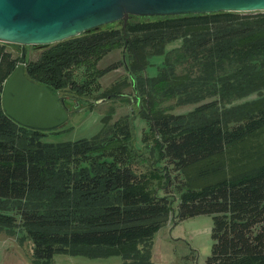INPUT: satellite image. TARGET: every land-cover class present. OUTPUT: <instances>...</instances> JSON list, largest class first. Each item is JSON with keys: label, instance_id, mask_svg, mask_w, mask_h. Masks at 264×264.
Listing matches in <instances>:
<instances>
[{"label": "trees", "instance_id": "1", "mask_svg": "<svg viewBox=\"0 0 264 264\" xmlns=\"http://www.w3.org/2000/svg\"><path fill=\"white\" fill-rule=\"evenodd\" d=\"M140 16L130 15L120 28L107 29L111 22L49 43L51 47L41 58L25 64L26 75L56 93L67 80L76 82L71 76L73 66L101 57L116 41L124 40L134 59L135 89L146 86L144 93L150 98L145 104L144 97L136 95L142 103L139 112L146 108L160 143V159L181 172L222 155L264 127L262 101H256L261 107L252 106L248 112L251 102L232 104L264 90V13L220 11L142 16L148 19L131 21ZM154 32H177L169 40L182 38V43L170 51L165 43L148 50L151 40L143 33ZM131 34H142L144 39H131ZM155 55H165V59L149 75V57ZM18 64L6 42L0 41V228L24 226L34 243V257L40 261L67 253L89 258L120 255L125 264H153L152 239L175 209L169 188L162 186L163 193L151 190L145 175L137 173L131 163L101 161L94 167L89 159L83 165L84 158L111 139H130L134 145L133 121H118L93 138L45 141L43 136L58 128H29L4 110L3 86ZM180 65L185 67L179 70ZM94 81L93 77L78 85L89 87ZM162 94L200 104L187 113L155 111L151 99ZM62 97L67 103L70 98L74 104L78 100ZM239 109L245 113L227 119L226 113ZM21 135L24 140H19ZM111 193L117 195L114 201H99ZM47 194L61 204L51 212L35 208V199ZM76 198L89 200L82 204L83 211H71ZM200 214H209L213 220V243L206 264H264V163L233 178L187 187L172 216L180 221ZM144 242L149 244L147 251L135 248Z\"/></svg>", "mask_w": 264, "mask_h": 264}, {"label": "rangeland", "instance_id": "2", "mask_svg": "<svg viewBox=\"0 0 264 264\" xmlns=\"http://www.w3.org/2000/svg\"><path fill=\"white\" fill-rule=\"evenodd\" d=\"M240 13L242 15H258L259 13H264V11H243ZM146 19L148 17L140 16L135 17L131 21L139 22ZM122 21H116L107 25V29L120 28ZM261 27H263L262 24ZM143 34L147 36V39L150 38L151 40L147 44L148 50H152L154 46L165 43L166 51H170L182 43V38L169 40L175 37L177 32H154L153 35L150 33ZM129 38L142 40L144 36L142 34H131ZM51 45L49 44L44 47L42 45L27 46L29 60L41 58ZM6 46L20 62L23 45L6 42ZM127 47L124 40H118L114 47L101 57L90 59L76 68L73 66L71 76L76 82L67 80L65 86L58 89L56 93L60 96H74L78 100L74 104V100L70 98V116L68 121L59 127L57 131L45 134L43 140L62 142L80 138H93L103 128L114 127L115 124L119 123L118 121L122 124L127 118L129 121L132 120L134 126L132 140L134 145H131L130 139H111L106 144H100L102 146L99 150L90 153L89 158H84L83 165H86L89 159L93 161L94 167L101 161L115 164L131 163L137 173L145 175L146 184L151 190H159L160 193H163L162 190L164 188L162 189V186L169 188L170 198L174 199L175 209H172L168 223H170V226H173L179 222L171 228L172 235L176 233L180 234L181 237L178 239L179 241L175 249L179 254V264H206V258L211 252L210 246L212 247L211 243H213L211 241L212 237H210V230L213 224L212 216L200 214L175 221L172 216L173 212L174 210L177 211V204L187 187H199L222 178H233L239 174L249 172L264 163V127L228 147L222 155L208 162L193 165L182 172L175 170L172 165L166 166V161L160 159V143L149 125L146 117V108L143 107L144 111L142 113L139 112L142 103H138L136 95H142L145 99V104H147V98L149 97L144 93V91H147L146 86L143 89L139 87L140 90L135 89L138 78L133 70V56H131L130 49ZM164 57L165 55L149 57V63L151 64L147 67L149 75L156 73L157 65H162ZM110 66H114V68L103 73V70ZM182 66L185 67L184 65ZM182 66H178V69H183ZM93 77L95 81L89 87L78 85L93 79ZM108 94H112V96L108 97ZM168 97V94H162L157 100L152 97L154 110L180 114L187 113L200 104L195 102L185 103L178 96ZM256 101H262L264 104V90L235 99L232 104L251 102L246 107V112H248L261 107V104L259 102L256 103ZM145 104L143 103L144 106ZM228 113H226V117L229 120L230 117H240L239 115L244 114L245 111L241 112V109H239L238 112L237 110L233 112V110H230ZM21 139L24 140L22 135L19 137V140ZM115 198H117L116 193H111L101 197L99 201L107 202L109 199L114 201ZM88 201L87 198L74 199L73 203H71V211H83L84 206L82 204H87ZM34 202H36L35 208L46 212H51L54 208H58L61 205L53 201L52 197L48 194L36 198ZM87 210L90 209L87 207ZM78 217L80 215L74 220L80 219ZM148 245L144 242L135 248L147 251V248L149 249ZM33 250V240L28 236L24 226L17 224L11 228H0V264H90L85 262L87 260L82 255L67 253H58L51 260L40 261L35 259Z\"/></svg>", "mask_w": 264, "mask_h": 264}, {"label": "water", "instance_id": "3", "mask_svg": "<svg viewBox=\"0 0 264 264\" xmlns=\"http://www.w3.org/2000/svg\"><path fill=\"white\" fill-rule=\"evenodd\" d=\"M258 10L264 11V0H0V41L23 45L20 62L3 86L4 110L19 124L44 131L69 119L66 98L26 75L27 46L59 42L119 20L126 26L130 15Z\"/></svg>", "mask_w": 264, "mask_h": 264}, {"label": "crops", "instance_id": "4", "mask_svg": "<svg viewBox=\"0 0 264 264\" xmlns=\"http://www.w3.org/2000/svg\"><path fill=\"white\" fill-rule=\"evenodd\" d=\"M178 223H175L173 226H170L169 225L170 223L167 222L163 227H161L155 233L152 239V246H151V259L153 264H179V254L175 251V249L179 241L178 239L181 237L180 234H176V233L175 235L171 234V228L176 226V224ZM210 232H212V228ZM211 241H213L212 238ZM83 257L86 258L85 260L88 261L85 262L90 264L91 263L92 264H125V261L120 255H112L108 257H97V258H89L86 256Z\"/></svg>", "mask_w": 264, "mask_h": 264}]
</instances>
